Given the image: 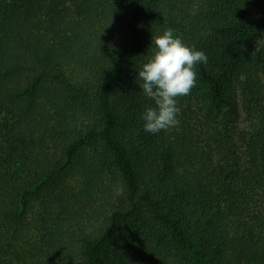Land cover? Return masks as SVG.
I'll list each match as a JSON object with an SVG mask.
<instances>
[{
	"label": "trees",
	"instance_id": "trees-1",
	"mask_svg": "<svg viewBox=\"0 0 264 264\" xmlns=\"http://www.w3.org/2000/svg\"><path fill=\"white\" fill-rule=\"evenodd\" d=\"M176 1L130 0L123 21L102 31L84 63L100 75L90 100L94 122L67 137L61 157L47 168L27 155L21 143L24 116L12 109L17 102L31 105L44 82L69 90L83 89L85 80H72V73L57 67L45 32L33 27L32 0H0V231L5 236L26 218L37 195L63 180L77 154L97 142L115 165L123 202L94 235L87 232L89 224L69 227L67 234L80 241L83 264H109V252L141 206L165 229L186 264H264V61L249 48L264 39V0H179L181 26L190 29L192 46L208 58L196 73L210 119L219 121L218 128L200 130L208 143L200 158L180 136L182 165L201 167L191 181L177 173V154L162 131L143 130L132 103L136 98L119 95L128 66L143 51V26L157 23L163 8ZM206 33L229 41L216 44ZM253 59L259 64L253 68L256 76L249 74ZM126 124L127 135L121 132Z\"/></svg>",
	"mask_w": 264,
	"mask_h": 264
},
{
	"label": "rangeland",
	"instance_id": "rangeland-1",
	"mask_svg": "<svg viewBox=\"0 0 264 264\" xmlns=\"http://www.w3.org/2000/svg\"><path fill=\"white\" fill-rule=\"evenodd\" d=\"M129 2L32 0L33 27L45 32L42 36L55 50L57 67L72 73V80H85L81 83L83 89L69 87V90L44 82L31 105L21 102L15 104L12 112L21 111L24 116L21 143L25 145L27 155L36 161L34 165L49 168L61 157L60 150L67 137L75 136L78 130L94 122L90 100L96 95L100 75L96 69L84 68L86 55L102 38L104 29L112 26L116 19L123 21V14L128 15ZM114 8L117 12L112 16ZM180 10L177 0L172 6L163 8L157 23L143 26V51L137 61L127 68V81L121 85L124 92L121 89L118 91L119 95L127 99L136 98V101H131L137 115H142L145 107L154 103L144 96L139 87L141 81L137 78L142 65L155 50L152 37L162 35L171 28L174 35L180 36L186 45L193 47L188 36L190 29L181 26ZM174 25L178 29H174ZM206 34L219 45L229 41L227 36L220 33ZM249 48L252 54L262 53L264 61V39L250 42ZM251 61L249 74L256 76V69L253 68L256 65L259 67L258 60ZM260 77L264 79L262 73ZM196 79L197 84L191 94L178 98L179 127L162 131L163 138L168 140L177 154L180 164L177 173L190 181L201 167L187 170V165H182L186 156L180 136L185 135L197 151V158H200L208 145L200 130L203 127L211 128V124L218 128L219 124V121L210 119L204 84L198 75ZM72 82L76 84L78 81ZM238 127L243 129L245 125L240 122ZM128 128L130 126L126 124L121 132L127 135ZM47 161L49 163L45 165ZM64 172L63 180L57 181L59 184H52L33 199L26 218L17 223L13 231L10 228L11 233L5 236L0 231V264H83L80 241L67 234L69 227L84 223L89 224L87 232L90 235L101 231L111 209L123 202V188L111 157L97 142L81 150ZM66 249L67 254L62 253ZM123 249L125 252H122ZM108 259L109 264H186L167 237L165 229L143 206L138 216L125 226Z\"/></svg>",
	"mask_w": 264,
	"mask_h": 264
},
{
	"label": "clouds",
	"instance_id": "clouds-1",
	"mask_svg": "<svg viewBox=\"0 0 264 264\" xmlns=\"http://www.w3.org/2000/svg\"><path fill=\"white\" fill-rule=\"evenodd\" d=\"M152 44L155 50L137 78L144 96L154 102L141 116L143 130L157 134L179 127L178 98L191 94L197 84L196 66L206 64L208 58L203 51L186 45L171 28L152 37Z\"/></svg>",
	"mask_w": 264,
	"mask_h": 264
}]
</instances>
